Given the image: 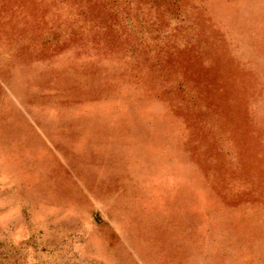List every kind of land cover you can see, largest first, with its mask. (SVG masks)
Masks as SVG:
<instances>
[{"label":"rangeland","instance_id":"374dc122","mask_svg":"<svg viewBox=\"0 0 264 264\" xmlns=\"http://www.w3.org/2000/svg\"><path fill=\"white\" fill-rule=\"evenodd\" d=\"M0 264H264V0H0Z\"/></svg>","mask_w":264,"mask_h":264}]
</instances>
